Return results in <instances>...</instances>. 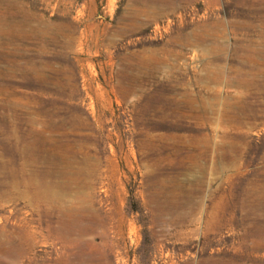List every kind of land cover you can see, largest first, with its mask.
<instances>
[{
    "label": "rangeland",
    "instance_id": "obj_1",
    "mask_svg": "<svg viewBox=\"0 0 264 264\" xmlns=\"http://www.w3.org/2000/svg\"><path fill=\"white\" fill-rule=\"evenodd\" d=\"M0 264H264V0H0Z\"/></svg>",
    "mask_w": 264,
    "mask_h": 264
},
{
    "label": "bare ground",
    "instance_id": "obj_2",
    "mask_svg": "<svg viewBox=\"0 0 264 264\" xmlns=\"http://www.w3.org/2000/svg\"><path fill=\"white\" fill-rule=\"evenodd\" d=\"M11 137L16 138V139H15V143H16L17 145H20V143H18V140H17V139H19V138H18L16 132H12V133H11Z\"/></svg>",
    "mask_w": 264,
    "mask_h": 264
}]
</instances>
